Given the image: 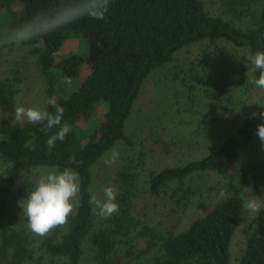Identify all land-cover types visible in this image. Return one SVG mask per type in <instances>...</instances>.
Returning <instances> with one entry per match:
<instances>
[{
  "label": "trees",
  "instance_id": "1",
  "mask_svg": "<svg viewBox=\"0 0 264 264\" xmlns=\"http://www.w3.org/2000/svg\"><path fill=\"white\" fill-rule=\"evenodd\" d=\"M6 1L0 31L14 28L36 12L47 11L60 2ZM227 1L239 4L245 0ZM74 38L80 40V48L61 53ZM218 39L231 41L249 54L264 51V5L253 27L242 29L220 15L210 14L205 0H111L104 20L84 17L26 42L37 57L52 93L50 99L65 109L62 124L67 122L72 131L63 141L57 140L49 151L46 141L60 126L45 135L40 131L45 122L26 121L20 125L0 117V162L5 169L0 177V264H46L34 258L30 235L25 229L2 227L13 187L23 172L37 167L72 168L81 177L75 214L64 228H56L45 241L50 254L58 258L54 264H82L87 239L96 249V264H114L118 226L105 221L96 227L97 215L89 203L92 168L117 142L130 141L127 119L151 72L171 62L177 51L190 44ZM84 66L89 73L80 79ZM253 73L258 78L259 70L253 68ZM67 78L71 79L70 84L65 83ZM17 95V83L0 77V112L11 111ZM46 110L55 111L49 103ZM260 112L264 108L247 113L215 150L184 165L155 172L151 190L158 193L162 186L181 182L196 172L227 174L241 159L244 149L258 137L257 128L264 123V117L254 114ZM239 181L259 189L264 187V161L248 166ZM131 200L127 193L123 201L126 217L133 209ZM185 202L176 199L177 207L186 205ZM242 210V202L237 198L214 202L186 226L160 236L149 264H231L230 244ZM127 224L128 221L126 228ZM257 227V232L247 236L239 264H264V209L257 214Z\"/></svg>",
  "mask_w": 264,
  "mask_h": 264
},
{
  "label": "rangeland",
  "instance_id": "2",
  "mask_svg": "<svg viewBox=\"0 0 264 264\" xmlns=\"http://www.w3.org/2000/svg\"><path fill=\"white\" fill-rule=\"evenodd\" d=\"M3 4L8 1L0 0V16L5 8ZM205 4L210 14L220 15L246 29L255 24L264 0H245L239 4L205 0ZM79 48L80 40L74 38L61 53ZM247 55L248 50L226 39L199 41L177 51L171 62L155 69L146 79L127 119L130 141L117 142L92 168V193L103 195L106 185L119 193V212L109 219L97 215L95 221L96 227L105 221L118 226L114 264H149L160 236L186 226L192 217L202 214L218 200L233 197L243 204L244 200L257 198L264 202L263 186L259 189L239 181L241 172L248 166L264 161V143L259 137L244 149L241 159L227 174L196 172L181 182L162 186L158 193L151 190L155 172L184 165L215 150L247 113L260 107L264 93L254 84L256 77ZM88 73L84 66L79 78ZM0 77L11 78L18 86L15 106L9 112H0V117L15 123L13 115L17 106L47 109L52 93L37 57L26 42L0 51ZM112 150L119 152V158L109 168L104 160ZM4 170L0 162V177ZM51 170L62 171L57 167H37L22 173L2 220V227L25 229L30 235L34 258L46 264L58 262L45 246L54 230L47 237L34 235L27 227L21 203L26 202L40 175ZM127 193L133 209L126 217L123 201ZM177 198L180 202L185 200L186 205L177 207ZM257 214L242 210L230 244L231 264H239L248 234L257 232ZM83 248L82 264H96V249L89 239Z\"/></svg>",
  "mask_w": 264,
  "mask_h": 264
},
{
  "label": "clouds",
  "instance_id": "3",
  "mask_svg": "<svg viewBox=\"0 0 264 264\" xmlns=\"http://www.w3.org/2000/svg\"><path fill=\"white\" fill-rule=\"evenodd\" d=\"M110 4L111 0H60L55 7L36 12L22 24L0 31V47L10 45L19 47L25 42L44 37L84 17L104 20ZM246 58L254 69L259 70L258 78L254 80L255 86L264 89V51H256ZM65 83L70 84L71 79L67 78ZM48 103L55 109L54 112L37 107L17 106L13 121L20 125L25 121L31 124L45 122L40 129L45 135L56 126H60L59 131L50 135L46 141L47 148L51 151L56 141H63L72 128L67 122L62 124L64 107L54 99H50ZM259 106L264 108V104ZM254 115L264 117V112ZM256 134L264 143V123L258 125ZM118 158L119 152L112 150L104 163L111 168ZM80 191V174L72 168H64L62 171L51 170L41 174L34 189L27 196L26 202L21 203L28 229L36 236L47 237L56 228L67 225L69 218L78 208ZM118 194L114 187L108 185L103 188V195L92 193L89 203L93 206V214L102 219H109L117 214L120 210ZM242 207L246 212L256 214L264 207V202L251 198L244 200Z\"/></svg>",
  "mask_w": 264,
  "mask_h": 264
}]
</instances>
